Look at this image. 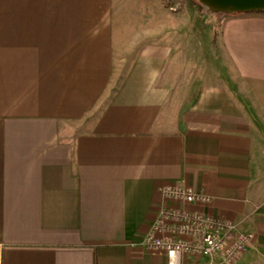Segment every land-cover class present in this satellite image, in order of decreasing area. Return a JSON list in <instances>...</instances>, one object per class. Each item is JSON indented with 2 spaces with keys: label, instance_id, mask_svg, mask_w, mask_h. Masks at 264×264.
Returning <instances> with one entry per match:
<instances>
[{
  "label": "crops",
  "instance_id": "0c3cea01",
  "mask_svg": "<svg viewBox=\"0 0 264 264\" xmlns=\"http://www.w3.org/2000/svg\"><path fill=\"white\" fill-rule=\"evenodd\" d=\"M172 9L0 0V264H166L144 239L160 208L186 206L165 201L173 182L254 233L234 264H264L257 127L228 92H178L202 40ZM219 20L212 41L264 118V15Z\"/></svg>",
  "mask_w": 264,
  "mask_h": 264
},
{
  "label": "built area",
  "instance_id": "2783aa9c",
  "mask_svg": "<svg viewBox=\"0 0 264 264\" xmlns=\"http://www.w3.org/2000/svg\"><path fill=\"white\" fill-rule=\"evenodd\" d=\"M165 201L186 205H164L144 239L149 249L167 257L166 264H234L254 244L255 235L241 230L239 223L215 217L205 211L212 199L183 183L173 182L163 188Z\"/></svg>",
  "mask_w": 264,
  "mask_h": 264
},
{
  "label": "rangeland",
  "instance_id": "374dc122",
  "mask_svg": "<svg viewBox=\"0 0 264 264\" xmlns=\"http://www.w3.org/2000/svg\"><path fill=\"white\" fill-rule=\"evenodd\" d=\"M168 2L173 9L185 15L189 26L194 28L197 36H201L202 40L201 47L197 44L195 48H190V54L180 62V69L176 75L179 83L178 92L187 95L198 91H209L215 87L222 92L230 93L236 102L245 104L257 127L256 163L264 173V118L250 88L244 85L230 59L218 49L217 43L214 44L212 41L214 34L211 33V24L213 26L218 22L221 26V20L206 16L202 6L195 0H168ZM208 28L209 33L206 31ZM204 31L206 33H203ZM190 57H193L192 60Z\"/></svg>",
  "mask_w": 264,
  "mask_h": 264
},
{
  "label": "water",
  "instance_id": "95a60500",
  "mask_svg": "<svg viewBox=\"0 0 264 264\" xmlns=\"http://www.w3.org/2000/svg\"><path fill=\"white\" fill-rule=\"evenodd\" d=\"M198 2L206 16L235 15L264 11V0H195Z\"/></svg>",
  "mask_w": 264,
  "mask_h": 264
},
{
  "label": "trees",
  "instance_id": "16d2710c",
  "mask_svg": "<svg viewBox=\"0 0 264 264\" xmlns=\"http://www.w3.org/2000/svg\"><path fill=\"white\" fill-rule=\"evenodd\" d=\"M240 14L241 15H246V16H249V15H264V11L263 12H252V13H240ZM218 17L219 18H227L228 16L227 15H219ZM214 42H216V41H214Z\"/></svg>",
  "mask_w": 264,
  "mask_h": 264
}]
</instances>
